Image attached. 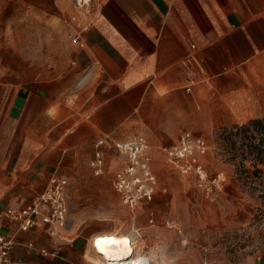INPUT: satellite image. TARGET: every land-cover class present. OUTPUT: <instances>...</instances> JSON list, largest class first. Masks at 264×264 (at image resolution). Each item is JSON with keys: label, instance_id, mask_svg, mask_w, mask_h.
<instances>
[{"label": "crops", "instance_id": "0c3cea01", "mask_svg": "<svg viewBox=\"0 0 264 264\" xmlns=\"http://www.w3.org/2000/svg\"><path fill=\"white\" fill-rule=\"evenodd\" d=\"M94 2L65 68L27 96L0 93V235L18 226L7 207L26 206L59 175L84 176L81 152L94 157L100 138L110 137L106 171L112 139L195 134L194 117L216 125L264 117V0ZM70 88L77 107L67 103ZM93 233L67 240L35 226L19 232L11 259L49 264L46 248L85 264Z\"/></svg>", "mask_w": 264, "mask_h": 264}, {"label": "rangeland", "instance_id": "374dc122", "mask_svg": "<svg viewBox=\"0 0 264 264\" xmlns=\"http://www.w3.org/2000/svg\"><path fill=\"white\" fill-rule=\"evenodd\" d=\"M94 3L0 0V93L19 91L27 96L65 68L77 34L95 11ZM74 91L69 89L67 103L77 107L80 96ZM51 111L56 112L55 102ZM252 118L261 119L259 131L255 126H250V132L236 127L248 125ZM194 124L201 126L190 129L209 143L207 170L219 178L218 186L200 187L193 175L183 174L167 161L166 148L181 133L159 141L153 140L157 135L141 133L148 141L158 190L134 206L126 205L113 185L114 172L127 155L110 149L106 171L95 174L90 164L93 151L81 152L79 173L84 176L69 177L64 239L90 232H94L91 238L109 231L134 233L140 264H264V161L256 163L243 152L254 140L248 137L253 133L264 159V117L218 125L212 118L194 117ZM257 167L263 171H255ZM47 256L52 257L49 264L62 260L59 254ZM84 259L83 263L94 264L86 254Z\"/></svg>", "mask_w": 264, "mask_h": 264}, {"label": "built area", "instance_id": "2783aa9c", "mask_svg": "<svg viewBox=\"0 0 264 264\" xmlns=\"http://www.w3.org/2000/svg\"><path fill=\"white\" fill-rule=\"evenodd\" d=\"M110 137H103L95 142L94 157L90 164L95 174L105 171L103 145ZM113 147L127 155L124 165L113 175V185L122 194L126 205L134 206L143 200L153 197L158 190V176L150 163L149 146L144 135H135L128 139L111 140ZM209 143L205 136L184 133L172 145L166 148V158L171 165L183 174L193 175L200 187L211 189L218 186V177H212L206 164ZM69 179L59 176L51 180L46 188L35 195L24 207L9 206L4 217L17 222L18 226L12 233L0 235V264H14L11 251L17 244L20 231L35 226H44L53 237L64 239L62 230L67 227L69 215ZM32 246L33 243H30ZM43 255L58 256V250L41 248Z\"/></svg>", "mask_w": 264, "mask_h": 264}, {"label": "bare ground", "instance_id": "6f19581e", "mask_svg": "<svg viewBox=\"0 0 264 264\" xmlns=\"http://www.w3.org/2000/svg\"><path fill=\"white\" fill-rule=\"evenodd\" d=\"M86 1H88V0H86ZM105 235L115 236L118 239L122 238V237H127L129 240V247L132 249V254L128 257H125V258L119 259V260L108 259L102 253L97 251L95 244L93 242L92 249L87 251V253H86V258L89 261H91L94 264H131L132 261H139V257L137 255H135L136 245L134 243L136 241H135L134 233L120 232V231H109V232H104L101 234H96L93 238L95 240V238H97L99 236H105ZM106 247L108 248V250L110 251V253L112 255H117V254H119L120 250L124 249L125 246L123 244H120V245H109Z\"/></svg>", "mask_w": 264, "mask_h": 264}, {"label": "snow or ice", "instance_id": "6c2138e0", "mask_svg": "<svg viewBox=\"0 0 264 264\" xmlns=\"http://www.w3.org/2000/svg\"><path fill=\"white\" fill-rule=\"evenodd\" d=\"M97 251L102 253L108 259L119 260L128 257L132 254V249L129 247V240L127 237L116 238L115 236H99L94 240ZM123 244L125 247L119 251V254L112 255L106 246L109 245H120ZM131 264H140L139 261H132Z\"/></svg>", "mask_w": 264, "mask_h": 264}, {"label": "trees", "instance_id": "16d2710c", "mask_svg": "<svg viewBox=\"0 0 264 264\" xmlns=\"http://www.w3.org/2000/svg\"><path fill=\"white\" fill-rule=\"evenodd\" d=\"M261 122L262 121L259 118H252L249 121L248 125H243L241 127L240 126H236V127H238L239 129H241V128L245 129L246 131L250 132L251 131L250 126H255V127L258 128V129H256V131H259ZM262 129H264V127H262ZM248 137L251 138V139H254V140L249 143L250 147H249L248 151H245V150L243 151L244 152V157L247 158L248 155H249L250 158L254 160V162H256V163L263 162L264 159L260 156L261 149H260L258 143H255L257 137L253 133L248 135ZM255 171H263V169L257 167Z\"/></svg>", "mask_w": 264, "mask_h": 264}]
</instances>
